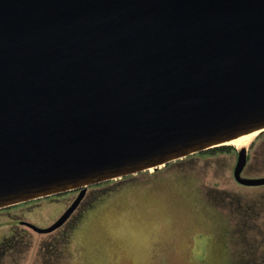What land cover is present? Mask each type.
I'll list each match as a JSON object with an SVG mask.
<instances>
[{
    "label": "water",
    "instance_id": "95a60500",
    "mask_svg": "<svg viewBox=\"0 0 264 264\" xmlns=\"http://www.w3.org/2000/svg\"><path fill=\"white\" fill-rule=\"evenodd\" d=\"M264 131V0H0V208ZM234 177L244 185L264 177Z\"/></svg>",
    "mask_w": 264,
    "mask_h": 264
},
{
    "label": "rangeland",
    "instance_id": "374dc122",
    "mask_svg": "<svg viewBox=\"0 0 264 264\" xmlns=\"http://www.w3.org/2000/svg\"><path fill=\"white\" fill-rule=\"evenodd\" d=\"M228 145L89 185L68 235L23 221L52 225L74 189L0 208V264H264V184L235 179L242 147ZM245 146L242 175L264 177V133Z\"/></svg>",
    "mask_w": 264,
    "mask_h": 264
},
{
    "label": "flooded vegetation",
    "instance_id": "af4514ba",
    "mask_svg": "<svg viewBox=\"0 0 264 264\" xmlns=\"http://www.w3.org/2000/svg\"><path fill=\"white\" fill-rule=\"evenodd\" d=\"M80 190L81 189H74V190H72V191H76L77 193L78 192H80ZM70 192V191H69ZM71 217V216H70ZM69 217V218H70ZM57 220V219H56ZM23 223L24 224H26V225H28L26 222H24L23 221ZM54 223V222H53ZM29 226V225H28ZM31 227V226H30ZM44 227V226H43ZM32 228V227H31ZM69 219L65 222V223H63V226H61V227H59V230H61V229H63L62 231H64L65 232V234L66 235H68V233L70 232L69 231ZM65 229V230H64ZM14 230V229H13ZM8 243V240H7V236H2L1 238H0V254L1 253H5L6 252V250L8 249V246H9V244H7ZM1 248H3V249H1Z\"/></svg>",
    "mask_w": 264,
    "mask_h": 264
},
{
    "label": "bare ground",
    "instance_id": "6f19581e",
    "mask_svg": "<svg viewBox=\"0 0 264 264\" xmlns=\"http://www.w3.org/2000/svg\"><path fill=\"white\" fill-rule=\"evenodd\" d=\"M258 133L259 131H255L252 133H246L245 135L234 138V140L230 141L229 144H233L239 147H245V144H248L249 142H251Z\"/></svg>",
    "mask_w": 264,
    "mask_h": 264
},
{
    "label": "trees",
    "instance_id": "16d2710c",
    "mask_svg": "<svg viewBox=\"0 0 264 264\" xmlns=\"http://www.w3.org/2000/svg\"><path fill=\"white\" fill-rule=\"evenodd\" d=\"M261 133H264V131H262ZM230 149H234L231 145H228V144H223V145H220V146H214L210 149H206L205 151L202 150V152H197V153H194V154H201L203 152H224V151H229ZM193 155V154H192ZM189 157V156H187ZM186 158V157H185ZM182 159V158H181ZM177 161H180V160H177ZM169 165V164H167ZM166 166V165H165ZM159 169V168H158ZM123 178V177H122ZM126 178V177H125Z\"/></svg>",
    "mask_w": 264,
    "mask_h": 264
}]
</instances>
